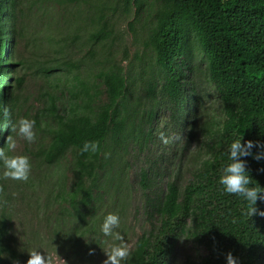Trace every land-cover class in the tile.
<instances>
[{
	"label": "trees",
	"instance_id": "1",
	"mask_svg": "<svg viewBox=\"0 0 264 264\" xmlns=\"http://www.w3.org/2000/svg\"><path fill=\"white\" fill-rule=\"evenodd\" d=\"M131 1L140 8L142 0ZM150 1L156 8L145 45L154 57L156 72L139 77L152 103L144 123L147 142H153L155 105L159 102L166 108L171 135L191 125L189 137L200 132L207 157L185 170L183 182L177 178L162 181L154 160L139 168L132 185L141 192L148 231L137 240L128 264H174L175 248L182 240L192 252L181 264H226L229 252L239 258V264H264V216L249 218L242 198L224 193L217 183L228 162V144L242 135L244 141L254 142L253 156L242 159L251 178L264 187V158L254 159L264 150L255 146L257 142L264 145V0ZM19 14L20 0H0V149L13 133V89L23 83L14 75ZM78 36L52 44L56 58L38 68L46 79L59 74L68 78L63 86L70 98L60 112V100L50 96L45 111L54 126L48 130L47 147L38 154L48 166L59 164L67 153L71 155L75 187L67 197L72 214L79 217L90 204L98 174L105 170L103 153L124 150L143 131H135L134 115L138 113L126 102L128 80L120 67L99 74L106 102L95 106L87 84L79 77L83 64L72 55ZM108 37L105 25L90 35L93 42ZM196 53L201 56L206 83L217 96V116L207 112L196 91ZM89 140L99 141L101 151L80 154L79 148ZM107 141L111 147H106ZM56 198L63 199V194L58 191ZM257 208L264 211V201L258 200ZM5 234V218L0 215V264L12 255Z\"/></svg>",
	"mask_w": 264,
	"mask_h": 264
},
{
	"label": "rangeland",
	"instance_id": "2",
	"mask_svg": "<svg viewBox=\"0 0 264 264\" xmlns=\"http://www.w3.org/2000/svg\"><path fill=\"white\" fill-rule=\"evenodd\" d=\"M73 1L72 4H61L60 0H20L14 75L22 78L23 83L13 89L15 104L12 111L15 122L22 117L36 121V138L28 142L13 132L17 147L8 153L30 158L29 181L0 178V215L5 218V239L12 251V255L5 256L3 264H27L28 251L33 248L39 249L42 256L48 255L51 264H104L106 252L118 243L99 231L103 217L109 212L120 215L121 225L117 231L123 234L132 252L137 240L148 231L141 192L132 185L139 168L150 166L154 160L162 181L177 178L183 182L185 170L207 157L200 132L196 130L193 137H189L191 125H184L185 129H182L185 131L171 135L166 108L159 102L155 103L153 142H147L144 123L152 103L147 100L139 77L156 72L154 57L145 45L153 26L152 14L156 4L142 0L137 9L131 0ZM103 25L109 37L102 42H93L90 35ZM76 33L79 35L77 50L74 49L72 55L83 64L79 77L87 84L95 106L106 102L99 74L120 67L128 80L126 102L138 113L134 115L135 131H143L124 150L106 151L110 155L103 160L105 170L98 174L90 204L81 210L82 216L79 217L72 214L67 197L75 187L71 155L67 153L59 164L48 166L38 154L47 147L48 130L54 126L45 111L50 96L60 100V112L70 101L63 86L68 78L59 74L46 79L38 73V68L48 59L56 58L53 47L56 41ZM195 55L196 91L207 112L217 116L220 111L217 96L206 83L201 56ZM139 116L143 119L139 120ZM161 132L165 136L179 135L181 138L165 145L160 139ZM107 146L111 147L109 141ZM58 191L63 194V199L56 198ZM191 252V246L180 241L175 248L174 264H181Z\"/></svg>",
	"mask_w": 264,
	"mask_h": 264
},
{
	"label": "clouds",
	"instance_id": "3",
	"mask_svg": "<svg viewBox=\"0 0 264 264\" xmlns=\"http://www.w3.org/2000/svg\"><path fill=\"white\" fill-rule=\"evenodd\" d=\"M35 123L34 119L22 117L12 125L11 132H15L17 136L22 137L28 142H33L36 138L34 131ZM180 138L179 135L165 136L163 132L160 133L161 142L165 145ZM255 146L264 148V145H260L259 142ZM16 147V140L12 135H9L6 147L0 149V169H2V176L0 178L28 182L32 170L31 160L27 155H9L8 153L14 151ZM253 147L254 142L251 140L244 141L242 135L234 138L227 146L226 154L228 162L220 170L221 174L217 180L218 185L224 193L242 198L248 206L246 215L249 218L254 214L264 216V211H260L257 208V201H264V187H261L251 178L246 168L247 162L242 159L243 157L253 156ZM100 151V143L96 140L85 141L79 148L80 154H96ZM103 155L107 158L110 154L103 153ZM262 158H264V150L254 155V159L256 160ZM120 225V215L109 212L103 217L102 223L99 226V231L105 237H112L118 242L106 252L107 259L104 261V264H128L131 256L130 247L125 241L123 234L117 231ZM38 250L37 248H33L31 251H28L29 259L27 260V264H51L48 255L46 257L42 256ZM225 259L226 264H239V258L234 257L231 252L226 254Z\"/></svg>",
	"mask_w": 264,
	"mask_h": 264
}]
</instances>
